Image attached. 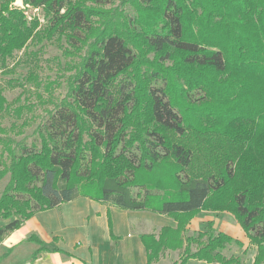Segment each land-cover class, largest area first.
I'll return each mask as SVG.
<instances>
[{
	"label": "trees",
	"instance_id": "trees-1",
	"mask_svg": "<svg viewBox=\"0 0 264 264\" xmlns=\"http://www.w3.org/2000/svg\"><path fill=\"white\" fill-rule=\"evenodd\" d=\"M15 1L0 0L3 64L39 36L64 37L86 52L65 98L38 130L41 148L18 153L12 139L3 142L9 163L0 180L10 178L0 221L10 222L0 225V241L37 212L84 196L176 222L141 236L147 264L168 251H179L175 264H245L224 253L242 245L213 223L188 235L192 218L206 211L231 213L257 248L253 264H264V0H125L136 19L125 27L108 19L97 31L99 13L79 0H23L50 15L44 29ZM140 42L152 62L143 61ZM7 105L0 88V112ZM169 131L182 140H171ZM201 150L204 162L195 170ZM28 240L41 245L33 260L59 251Z\"/></svg>",
	"mask_w": 264,
	"mask_h": 264
},
{
	"label": "rangeland",
	"instance_id": "rangeland-1",
	"mask_svg": "<svg viewBox=\"0 0 264 264\" xmlns=\"http://www.w3.org/2000/svg\"><path fill=\"white\" fill-rule=\"evenodd\" d=\"M79 1L85 4L86 7L94 8L99 13L92 20L95 31L98 29L102 30L105 24L108 23V19L110 21L112 19L114 21L117 20V24L120 27H125L128 24V20L136 19L133 7L130 4H126L125 0H117L111 4L102 5H97L91 0ZM12 5L24 10L28 20L37 18L40 21L42 29L49 25L50 15H47L43 8L37 9L31 7L24 4L23 0H16ZM114 11H117V14H114ZM126 16L128 17L127 21L124 19ZM84 43H86V47H89L93 43V36H89L88 41ZM140 45L145 54L143 61L152 62L155 55L144 48L141 42ZM64 50H68L74 56H66L65 54L67 53H64ZM85 52L86 48H82V46L74 48L64 37L56 35L52 40H42L41 36H39V38L29 43L27 49L16 52L5 64L0 61V88L3 90V95L6 97L8 104V108L0 112V169L9 163L3 143L7 142L8 139L14 141L13 146L17 149L18 153L22 151L20 149L23 146H26L30 150L32 148H36V150L41 148L38 130L48 122L50 111L54 112L57 109L56 105L61 104V101L65 98L68 91L67 82L75 73V70L72 69L80 61L79 57L82 54L84 55ZM135 69L133 70V74L140 76V79L143 80L144 78L140 74L141 71L138 70L139 67ZM32 73L37 77L36 82L29 80V76ZM18 108H22L21 115H17L16 113ZM168 136L173 141L182 140L171 131H169ZM195 139L190 141L200 146L201 143ZM203 151L196 152L197 162L195 170H201L204 162ZM9 178V175H7L0 180V195L7 186ZM202 213L205 212H201L199 215ZM206 213H227L228 215H232L229 212L206 211ZM135 221L133 220V223L138 230L137 222ZM9 222L1 220L0 225H5ZM116 222H120L119 217H116ZM64 229L65 231L61 233L65 239L62 245L66 249L71 248L73 238L85 236V231L77 221L72 222V227L66 226ZM98 233L102 234V231ZM30 250H32L31 244L26 243L18 251L13 261L20 262ZM85 250V245L78 250L79 256L83 259H85ZM1 252L2 257L0 260H3L7 257V252H5L4 248L1 249ZM256 252V247L249 246L244 255L242 249L234 245V247L226 249L224 253L227 256L233 254L239 255L245 264H253ZM167 253L171 255L167 256L166 260L161 262V264H172L175 261L176 253L173 256L172 253L174 252L168 251ZM155 264H159V262Z\"/></svg>",
	"mask_w": 264,
	"mask_h": 264
},
{
	"label": "crops",
	"instance_id": "crops-1",
	"mask_svg": "<svg viewBox=\"0 0 264 264\" xmlns=\"http://www.w3.org/2000/svg\"><path fill=\"white\" fill-rule=\"evenodd\" d=\"M116 217L120 218V222H116ZM133 220H136L138 230ZM73 221L79 222L85 231V236L73 238L71 248L66 249L62 245L65 239L61 233L65 231L66 226L72 227ZM209 223H213L216 233L227 234L239 241L242 245V248H239L242 249L243 254L251 246L250 239L242 226L233 215L227 213L205 212L198 215L188 225V235L194 236L206 231ZM167 226L175 227L176 222L166 215L150 211L124 210L110 201L98 202L80 196L53 209L37 212L20 229L7 235L0 241V258L1 249L4 248L7 252V257L0 260V264H147V254L141 236L158 233L161 228ZM99 231H102V234H99ZM31 236L40 239L45 248L59 249V251L42 252L33 260L34 253L41 248V245L28 240ZM26 243L31 244L32 250L20 262L13 261ZM84 245L85 259L78 254V250ZM232 247L234 245L229 248ZM175 253V261L172 264L179 259V251L172 253V256ZM169 255L171 254L166 253L159 264ZM187 264L209 263L191 259Z\"/></svg>",
	"mask_w": 264,
	"mask_h": 264
}]
</instances>
